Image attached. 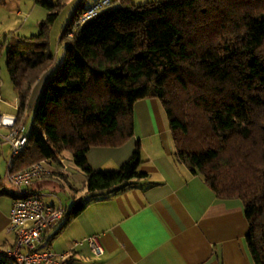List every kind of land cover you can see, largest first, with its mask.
Returning a JSON list of instances; mask_svg holds the SVG:
<instances>
[{
  "label": "trees",
  "instance_id": "16d2710c",
  "mask_svg": "<svg viewBox=\"0 0 264 264\" xmlns=\"http://www.w3.org/2000/svg\"><path fill=\"white\" fill-rule=\"evenodd\" d=\"M35 1L47 11L39 32L15 39L6 53L16 123L32 86L53 63L48 31L64 3ZM79 7L65 26L73 28L71 38L47 73L27 142L10 170L40 160L60 163L67 150L88 193L123 188L143 175L138 143L115 170L93 169L86 153L122 145L133 135L134 103L156 98L174 159L218 197L242 202L251 260L264 264V0H110L75 25ZM5 184L0 176V196L19 197ZM84 207L76 201L64 224ZM0 264L14 263L0 255Z\"/></svg>",
  "mask_w": 264,
  "mask_h": 264
},
{
  "label": "crops",
  "instance_id": "0c3cea01",
  "mask_svg": "<svg viewBox=\"0 0 264 264\" xmlns=\"http://www.w3.org/2000/svg\"><path fill=\"white\" fill-rule=\"evenodd\" d=\"M46 76L33 86L36 98ZM136 143L143 175L123 188L88 193L83 174L75 176L53 162L32 183L46 203L60 204L66 212L76 201L85 203L77 216L66 224L61 218L46 232L52 251L68 258V264H253L242 202L218 197L199 174L174 159L166 114L156 98L134 103L132 137L116 147H91L86 158L93 169L115 170L131 156ZM11 202L10 197L0 201V247L14 239L7 231ZM91 234L100 238L101 256H93L85 244Z\"/></svg>",
  "mask_w": 264,
  "mask_h": 264
},
{
  "label": "built area",
  "instance_id": "2783aa9c",
  "mask_svg": "<svg viewBox=\"0 0 264 264\" xmlns=\"http://www.w3.org/2000/svg\"><path fill=\"white\" fill-rule=\"evenodd\" d=\"M110 0H98L92 5L76 12L75 25L93 17ZM0 140L10 145V156L7 160L6 182L17 190L19 197L12 199L9 211L7 231L13 234V243L0 247V255L14 264H68V258L57 254L45 240L46 232L66 213L59 204L53 206L44 201L42 192L31 188L32 183L48 172V164L40 160L17 171L10 170L13 157L25 146L28 136L21 123H16V116L0 113ZM80 242L75 241V244ZM85 244L93 256L104 253L103 245L97 234L85 238Z\"/></svg>",
  "mask_w": 264,
  "mask_h": 264
},
{
  "label": "rangeland",
  "instance_id": "374dc122",
  "mask_svg": "<svg viewBox=\"0 0 264 264\" xmlns=\"http://www.w3.org/2000/svg\"><path fill=\"white\" fill-rule=\"evenodd\" d=\"M56 1V0H48ZM94 0H64L63 6L61 7L58 16L49 27L48 31V42L51 51L53 52V63L50 65V69L53 64H58L64 56L65 42L71 38V31L73 28H65L69 18L73 14L74 9L77 5L80 6L88 5ZM98 1V0H97ZM147 1L155 0H129L131 4L139 5ZM83 8V7H81ZM47 11L45 8L41 7L35 0H2L0 2V113L1 114H11L17 116V93L10 80L9 73L6 67V53L8 45H11L15 39L23 36H29L32 34H37L39 32V24L45 19ZM66 29L63 39L60 36L63 30ZM68 29V30H67ZM50 69L41 73V77H44ZM35 82L34 85L38 84ZM33 85V86H34ZM27 97V104L22 113V116L18 122L22 124L23 131L27 133L30 129L33 112L36 99L35 89L33 87ZM31 107V108H30ZM31 109V110H30ZM1 134H5V129L0 130ZM10 156V147L4 144L0 140V176L4 178L7 172V160ZM58 161L61 165L68 167V171L75 176H81L82 172L75 167L71 159V154L69 151H63L61 155L58 156ZM5 188L8 191L17 190L11 187L8 183L5 184ZM58 195L62 199H66L67 195L64 192L58 191ZM9 197L0 196V201L8 202Z\"/></svg>",
  "mask_w": 264,
  "mask_h": 264
}]
</instances>
